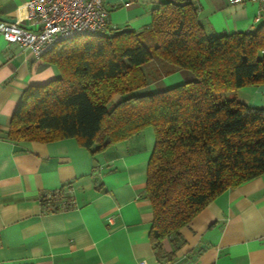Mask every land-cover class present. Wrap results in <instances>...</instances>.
<instances>
[{"label": "crops", "instance_id": "0c3cea01", "mask_svg": "<svg viewBox=\"0 0 264 264\" xmlns=\"http://www.w3.org/2000/svg\"><path fill=\"white\" fill-rule=\"evenodd\" d=\"M29 0H0V21L24 19ZM169 0H105L106 33L147 31L153 9ZM199 7L208 34L255 31L260 6L247 1L182 0ZM152 93L197 79L185 68L153 58L143 65ZM48 56L8 43L0 32V264H264V174L211 201L181 228L175 249L169 237L158 259L150 232L154 211L146 195L156 133L148 126L131 138L100 147L79 139L16 141L8 137L24 92L60 76ZM241 101L264 108V82L236 92ZM62 190L72 206L45 211L44 198Z\"/></svg>", "mask_w": 264, "mask_h": 264}, {"label": "trees", "instance_id": "16d2710c", "mask_svg": "<svg viewBox=\"0 0 264 264\" xmlns=\"http://www.w3.org/2000/svg\"><path fill=\"white\" fill-rule=\"evenodd\" d=\"M147 31L154 46L133 30L59 43L46 56L60 76L24 92L8 137H74L92 148L152 126L146 195L154 211L150 238L162 259L171 255L165 238L176 249L181 228L211 201L264 174V108L226 94L264 82V23L255 31L208 34L196 4L169 0L153 9ZM155 57L197 79L140 92L148 84L143 65Z\"/></svg>", "mask_w": 264, "mask_h": 264}, {"label": "built area", "instance_id": "2783aa9c", "mask_svg": "<svg viewBox=\"0 0 264 264\" xmlns=\"http://www.w3.org/2000/svg\"><path fill=\"white\" fill-rule=\"evenodd\" d=\"M232 4L247 1L260 6L256 20L264 23V0H229ZM109 12L105 0H29L24 19L14 22L1 20L0 32L10 44L30 49L36 58H42L66 40L105 32ZM45 211L68 209L72 203L57 190L46 196ZM35 264V263H11ZM140 264H146L144 261Z\"/></svg>", "mask_w": 264, "mask_h": 264}, {"label": "rangeland", "instance_id": "374dc122", "mask_svg": "<svg viewBox=\"0 0 264 264\" xmlns=\"http://www.w3.org/2000/svg\"><path fill=\"white\" fill-rule=\"evenodd\" d=\"M115 100H117V98H115Z\"/></svg>", "mask_w": 264, "mask_h": 264}]
</instances>
